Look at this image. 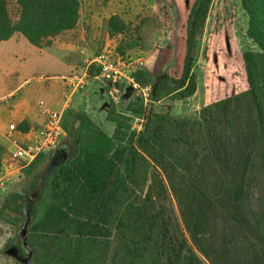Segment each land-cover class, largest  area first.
Masks as SVG:
<instances>
[{
    "label": "trees",
    "instance_id": "16d2710c",
    "mask_svg": "<svg viewBox=\"0 0 264 264\" xmlns=\"http://www.w3.org/2000/svg\"><path fill=\"white\" fill-rule=\"evenodd\" d=\"M212 1L194 0L188 12L178 77L133 74L150 90L147 106L142 98L126 106L144 119L141 131L111 101V134L84 111L66 122L63 115L71 153L33 204L29 264H264V0H240L255 46L242 54L246 90L204 106L197 117H172L153 105L196 93L194 63ZM79 11V0H0V42L21 35L49 48L76 27ZM123 30L117 17L109 19L110 34ZM87 73L91 80L98 70ZM7 151L0 143V173ZM51 154L24 168L31 188ZM235 167L241 175L232 186L223 171ZM7 209L16 226L19 202Z\"/></svg>",
    "mask_w": 264,
    "mask_h": 264
},
{
    "label": "rangeland",
    "instance_id": "374dc122",
    "mask_svg": "<svg viewBox=\"0 0 264 264\" xmlns=\"http://www.w3.org/2000/svg\"><path fill=\"white\" fill-rule=\"evenodd\" d=\"M79 2V21L76 27L53 39L51 47H33L21 35H14L8 41L0 42V94L27 81L13 97L0 102V114L4 118L15 103L20 104L23 100L29 101L36 108L41 101L49 109L59 112L63 101L70 96L63 111L65 122L69 114L86 110L102 131L111 134L113 125L105 119L110 99L104 86L100 81L88 80L87 72L83 78L85 68L93 58L102 52L107 53L127 64L125 70L131 76L137 71L170 77L181 74L185 54L186 19L194 0ZM113 16L124 25L122 32L110 34L109 19ZM246 29L247 16L241 8L240 0H213L198 41L194 63L196 93L185 101L166 98L153 103L154 110L172 117H197L204 106L246 90L242 54L246 49L255 48L246 37ZM46 51L50 54H45ZM55 57L65 61L71 59L76 69L67 72L61 63L53 60ZM61 75L66 78H82L84 84L70 95L71 90H65V81L59 78ZM52 76L58 78L49 80ZM44 82L51 85V101L44 95L28 92L36 84ZM121 91L122 99L118 106L120 109H117L119 113L127 112L128 103L141 98L127 84H122ZM149 103L150 101L147 104ZM5 120L8 126L20 124L7 118ZM136 121L130 118L131 129L137 125ZM37 126L33 124V129ZM17 130L19 131L18 128ZM6 148L8 151L3 157L0 173V264H29L32 255L26 243V234L33 204L48 174L58 163L66 161L71 151L67 141L61 142L52 151L49 161L31 188L29 176L24 170L26 166L17 162L11 165L9 152L12 148L10 149L9 144ZM223 172L232 186L241 175L238 167L233 170L224 169ZM15 202L20 204V222L11 226L7 221L11 216L7 208L12 207Z\"/></svg>",
    "mask_w": 264,
    "mask_h": 264
},
{
    "label": "built area",
    "instance_id": "2783aa9c",
    "mask_svg": "<svg viewBox=\"0 0 264 264\" xmlns=\"http://www.w3.org/2000/svg\"><path fill=\"white\" fill-rule=\"evenodd\" d=\"M93 66L98 70V75L93 79L100 81L104 86L108 87L107 96L110 101L118 108L122 99V84H127L132 90L143 99L146 105L149 101L150 90L141 89L135 82L134 78L125 70L128 65L124 64L119 59L113 58L107 53H100L89 62L85 68V75L89 67ZM66 81V87L71 88V91H75L78 87H82L84 82L81 78L71 77L62 78ZM66 95V94H65ZM69 96L66 97L64 108L59 112L49 109L43 102H38L37 110L43 117V123L41 127L31 132L28 139L22 142L16 137L18 132L15 124L8 126L7 132L4 134V139L7 141L9 146L12 148L10 153V164L15 162L21 163L22 166L30 164L40 153L45 151H54L58 148L63 138H65V131L62 127L63 111L69 102ZM121 114L134 118L137 125L133 126L135 132L142 130L144 119L133 112H122ZM137 116V119L136 117Z\"/></svg>",
    "mask_w": 264,
    "mask_h": 264
},
{
    "label": "crops",
    "instance_id": "0c3cea01",
    "mask_svg": "<svg viewBox=\"0 0 264 264\" xmlns=\"http://www.w3.org/2000/svg\"><path fill=\"white\" fill-rule=\"evenodd\" d=\"M44 53L47 54L49 52L46 51ZM49 59H51V58H49ZM47 60H48V58H47ZM53 60H56L57 63L58 62L61 63V65L65 67L67 72H72L76 69V65L71 59H68V61H65V59L62 60L61 58L55 57V58H53ZM65 77H66L65 75H61V77H59V78L62 79ZM54 78L56 79L58 77L52 76V77H50L49 80H52ZM83 78H84V76H83ZM81 80H82V78H81ZM26 83H27V81H24L23 83H21L20 85H18L14 89H11L10 91L5 92V93H1L0 94V102H2L4 99L13 97L17 93V91H19V87L24 86ZM64 83L66 84L67 82L65 81ZM36 85L37 86L33 87V89H30V91L28 90V92L30 94L36 93L37 95H44V97L47 100H49V101L53 100L52 95L49 94L51 92L50 90H52L51 85L49 83L44 82V84H36ZM64 89L65 90H68V89L71 90V88H67L66 85H65ZM73 93H74V91H71V93H69V94L72 95ZM84 95H86V94H84ZM65 102L66 101H63L62 108H63ZM84 112H86V114L91 118L88 111L85 110ZM5 118L12 120L18 124L21 122H26L28 124V126H30V127L32 126V128H29L27 132H21V131L17 132L16 137L19 140H21L22 142H25L28 139L31 132L38 130L43 123V117L39 114L36 106L35 107L32 106L29 101H25V100H23L20 104L15 103L13 105V108L10 109L9 111H7ZM5 118H4V116H2L0 114V143L2 144V146L6 147L8 144H6L7 142L3 136L7 132L8 125L6 123ZM33 124H36L38 126L33 129ZM10 149H11V147H10Z\"/></svg>",
    "mask_w": 264,
    "mask_h": 264
}]
</instances>
